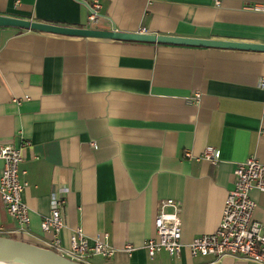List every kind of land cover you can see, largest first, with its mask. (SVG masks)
<instances>
[{
	"label": "crops",
	"instance_id": "0c3cea01",
	"mask_svg": "<svg viewBox=\"0 0 264 264\" xmlns=\"http://www.w3.org/2000/svg\"><path fill=\"white\" fill-rule=\"evenodd\" d=\"M18 1L0 0V15L89 29L93 0ZM99 1L95 30L264 44V0ZM263 78V52L0 28V143L22 152L31 213L29 234H17L0 195V235L46 248L53 235L41 224L66 191V247L82 228L115 251L92 264H250L194 257L189 244L219 228L237 166L264 164ZM196 92L199 104L188 105ZM207 146L219 151L215 166L196 160ZM252 197L264 223V193ZM169 200L184 250L150 258L145 246Z\"/></svg>",
	"mask_w": 264,
	"mask_h": 264
},
{
	"label": "built area",
	"instance_id": "2783aa9c",
	"mask_svg": "<svg viewBox=\"0 0 264 264\" xmlns=\"http://www.w3.org/2000/svg\"><path fill=\"white\" fill-rule=\"evenodd\" d=\"M17 2H19L17 0ZM88 17V26L94 29L102 17V4L93 0ZM142 34H147L146 30ZM264 91V78L260 82ZM201 94L194 93L187 101L188 105L199 104ZM188 159L193 155L185 153ZM213 166L217 165L219 151L213 146H207L202 157ZM0 160L4 167L0 177V195L6 213L17 224V234L27 236L31 224L30 209L24 202L27 183L24 182V172L21 170L23 156L20 149L12 145L0 143ZM264 193V164L256 157H250L240 163L234 172V188L228 193L222 221L219 228L210 234L195 238L189 248L194 257H212L216 261L226 258L244 261L250 264H264V223L254 219L257 202L252 197L253 192ZM66 191L54 198L50 215L42 222L43 233H51L52 241L47 249L79 264H92L94 258L110 259L115 251L99 240L88 238L83 229H77L70 238L68 247L63 243L61 234L65 229L63 211L66 205ZM172 208V212L166 209ZM156 235L146 243L150 258L160 253H167L178 259L184 250L182 241V220L179 204L172 200L162 203L155 219ZM2 233L0 229V234ZM131 253L132 247H127Z\"/></svg>",
	"mask_w": 264,
	"mask_h": 264
},
{
	"label": "water",
	"instance_id": "95a60500",
	"mask_svg": "<svg viewBox=\"0 0 264 264\" xmlns=\"http://www.w3.org/2000/svg\"><path fill=\"white\" fill-rule=\"evenodd\" d=\"M0 28H15L41 34H52L87 39H104L116 42H135L192 48L237 50L264 53V44L186 39L180 37H166L155 34L100 31L90 28H73L51 25L1 15ZM0 258L18 264H79L47 248L38 247L26 241L5 238L1 236Z\"/></svg>",
	"mask_w": 264,
	"mask_h": 264
},
{
	"label": "bare ground",
	"instance_id": "6f19581e",
	"mask_svg": "<svg viewBox=\"0 0 264 264\" xmlns=\"http://www.w3.org/2000/svg\"><path fill=\"white\" fill-rule=\"evenodd\" d=\"M0 264H18V263H14V262L7 261V260H4V259L0 258Z\"/></svg>",
	"mask_w": 264,
	"mask_h": 264
},
{
	"label": "trees",
	"instance_id": "16d2710c",
	"mask_svg": "<svg viewBox=\"0 0 264 264\" xmlns=\"http://www.w3.org/2000/svg\"><path fill=\"white\" fill-rule=\"evenodd\" d=\"M0 236H1V237H5V238L16 239L15 237H11V236H9V235H5V234H4V235L2 234V235H0Z\"/></svg>",
	"mask_w": 264,
	"mask_h": 264
}]
</instances>
